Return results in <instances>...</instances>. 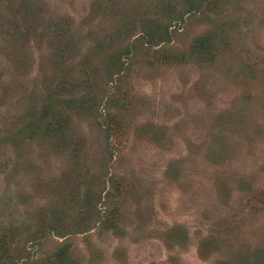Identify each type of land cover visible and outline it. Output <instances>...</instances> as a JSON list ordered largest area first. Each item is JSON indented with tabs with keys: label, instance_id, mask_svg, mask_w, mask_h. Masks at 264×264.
Wrapping results in <instances>:
<instances>
[{
	"label": "rangeland",
	"instance_id": "1",
	"mask_svg": "<svg viewBox=\"0 0 264 264\" xmlns=\"http://www.w3.org/2000/svg\"><path fill=\"white\" fill-rule=\"evenodd\" d=\"M0 264H264V0H0Z\"/></svg>",
	"mask_w": 264,
	"mask_h": 264
},
{
	"label": "trees",
	"instance_id": "2",
	"mask_svg": "<svg viewBox=\"0 0 264 264\" xmlns=\"http://www.w3.org/2000/svg\"><path fill=\"white\" fill-rule=\"evenodd\" d=\"M61 253V251L59 252V254Z\"/></svg>",
	"mask_w": 264,
	"mask_h": 264
}]
</instances>
